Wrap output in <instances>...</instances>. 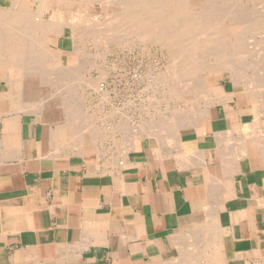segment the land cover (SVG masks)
I'll return each instance as SVG.
<instances>
[{
    "label": "crops",
    "instance_id": "0c3cea01",
    "mask_svg": "<svg viewBox=\"0 0 264 264\" xmlns=\"http://www.w3.org/2000/svg\"><path fill=\"white\" fill-rule=\"evenodd\" d=\"M21 76L0 75V264H168L200 251L264 264V112L249 91L222 77L199 119L174 137L117 140L124 156L107 161L75 125L30 109L10 87Z\"/></svg>",
    "mask_w": 264,
    "mask_h": 264
},
{
    "label": "bare ground",
    "instance_id": "6f19581e",
    "mask_svg": "<svg viewBox=\"0 0 264 264\" xmlns=\"http://www.w3.org/2000/svg\"><path fill=\"white\" fill-rule=\"evenodd\" d=\"M107 1H106V5H109L108 8H106V5L104 4L105 6L102 5L103 6L102 7L103 9H102L100 6L101 5L100 0H30L27 3H25L24 0H0V75H2V76L4 75V72H5L7 65H13V66H15V69L18 68V71L19 72L21 71L22 79H21V81L18 82V84L20 86H18V84L14 83V85L13 84L10 85L11 88H13V89L17 88L20 92L21 91H23V92L24 91H35L36 88L40 89L39 91H41L45 88V91H46V87L48 85H50V84H48L50 82L49 81L50 77L53 76L52 74L55 72L56 69H59V68H49L46 66V64L54 62V63H58L61 66L60 67L61 69L66 67V65H64L63 61H60L57 58V54L59 52L57 53V52H52V51L46 50L45 55L43 57H41L40 51L43 48V45H47V43H45L47 33L56 34V35L65 37L66 36L65 35V29H67L69 32L67 36L72 40V45H73L74 49L76 48V51H78L77 48L79 46L82 48H84V47L86 48L87 44H95L97 42L107 44V42L109 43V41L111 43V41H113V39H114L113 37H115L117 35L116 33L118 30L123 35L125 34V36H128L130 38V41L131 40L134 41L137 39V41H139L140 43L154 42L155 44L158 45V47H162L168 53V55L171 59V68L168 66L170 68L168 70L169 72L165 73L166 75L164 77L161 76L163 78L156 82V86L157 87L159 86L162 88V89L160 88L161 89L160 91H162V92L166 91L165 93H168V95L171 97L172 100H173V98H176V100L177 99L181 100L182 96L185 94L184 91H190L189 94H192V95L194 94L193 91H195L196 93H197V91H205L204 90L205 84L208 82L209 77L211 75L216 74V73H221L227 69V70L231 71V72L229 71L230 74L232 73L231 76H233V79H231V80L234 81L233 83L238 84V82H241V84H244V87L246 88L245 91L246 90H251V92L253 91L252 95L255 96L257 104L259 103V106L262 108V110H261L262 113L264 112L263 111L264 110V0H249L250 3L257 4V5L254 4L255 5L253 7L254 9H256L255 8L256 6H261V9L259 10L260 12L258 11L259 13L256 12V14H254V15L252 14L254 12H252L251 8L246 9L247 8L246 5H238L239 3L240 4L242 3L241 0L239 2H237L238 0H202L203 2H201V0H200V3H199V0H194L195 2L198 1L197 5H196V3L194 4V2L192 4V1H190V0H117L118 2L116 1L117 5L115 6V9L116 8L118 9V11H117L118 13L113 12V10L115 11V9L113 8L112 5L110 6V4H107ZM221 1H223V2H221ZM108 3H109V1H108ZM193 6H195L197 8H195V10H194ZM120 9L122 12L119 11ZM123 10H126V11H123ZM86 11L87 12L92 11V12H90L91 15L93 14L92 17H91V15H90V17L87 16ZM83 15H86V16L84 17ZM81 16H82V19H81ZM121 18L124 19L122 21V23L123 22H125V23L122 24V26L121 25L117 26L118 22L116 23V21L119 19V21L121 22V20H120ZM249 30H252V31L257 30L260 33L259 38H258V45L256 44L257 49L255 51V55H254L255 57L253 56L254 64H256V66L254 65V67H255L254 68L255 69V76L254 77H252L253 74H252V76L250 75V73L252 71H249V70H246L244 73L240 74L241 73L240 71L242 70V68L240 67L241 64H239V63L242 62L241 60H240L241 62H239V63L238 62L230 63V62H233V61H231L232 59L229 61V58L232 55V53H231L232 49H227L228 46L226 49H224V47L221 46V51H220V49H218L220 47H218L217 49L220 51L219 52L217 50V53L219 52L217 54L218 56L215 55L216 50L214 49V48H216L214 45L215 43H219L221 45L222 43L225 44L227 42V40L229 39L228 38L229 37L228 32L231 31V32H235V36L237 35L240 37L234 43L235 48L238 50L241 46H243L241 35L244 36L245 33ZM114 34H115V36H113ZM116 39H117V37H116ZM120 39H122V38H120ZM115 42L113 41V43H115ZM117 43H118V41H117ZM131 43H132V41H131ZM100 45L101 44H99V46ZM228 45L230 46V44H228ZM229 48H231V46ZM79 52H81V51H79ZM212 56H216V59H212L209 61L210 57H212ZM213 58H215V57H213ZM217 59L221 60V62H218ZM31 60L35 61L36 64L38 63L37 66L40 64L39 66L43 67L45 69V71L43 73L51 74V75H48L46 77L44 75H41V73H40V75L37 74V76H35L34 73L32 75L31 74L32 72H30V71L33 69V67L31 70H29V68H28L29 62H31ZM214 60H216L217 62ZM79 62L80 61H78V65H77L78 70H76V67L74 69V70L78 71L79 73L76 71H72V69L70 68L72 71V74H73V72H75L76 75H78V79H77V77L74 78L73 76H71L72 74L70 75L71 79L74 78V82H75V79H77L76 83H78V84H79L78 80L79 79L82 80L83 79L82 77L85 78V76H86L85 74L89 73L93 69L99 70V67H100V66H96L94 64L91 65V63L88 64V62L84 60L82 63L84 65H85V63L88 65L86 67L81 68V63H79ZM208 62H210L212 65H210V63H208ZM205 64H207V65H205ZM32 65H34V64H32ZM39 66H38V68H39ZM34 71L35 70H33V72ZM80 71L83 72V74H81V77L79 76ZM36 72H38V70ZM201 72H205V73H207V75L204 76L205 75L204 74L203 75L204 77H201L200 76ZM62 73H59V75ZM65 75L66 74H64V76ZM61 78H64V77H61ZM61 80H64V79H61ZM66 80H68L67 77H66ZM65 83H67V82H65ZM65 83H64V85H66ZM71 83H73V81L70 80V84ZM80 84L84 85V88L91 89L93 91H99L100 90L99 87L101 86L100 84H98L97 80L92 78V77H88V78L86 77L85 80ZM73 85H75V84H73ZM150 85H151V83H150ZM70 86L71 85H69V88H70ZM76 86L79 88L80 85L79 86L76 85ZM60 87L62 88V86H60ZM77 87L76 88L74 87L73 89L76 90ZM157 87H156V90H157ZM69 88H67V89L70 91ZM103 89L105 90L104 87H103ZM210 91H209V93L207 91H205V92L210 94ZM207 93L205 95L208 96ZM162 95H164V93H162ZM202 95H204V94H202ZM169 96H167V97L164 96V97L169 99ZM203 97L204 96H202V98ZM208 97H210V95ZM208 97L205 96L204 98H208ZM102 98H103V96H102ZM199 98H200V96H199ZM195 99H196V97H195ZM148 100H150V99H148ZM166 100H165V102H166ZM206 100L207 99H205V101ZM188 101H189V99H188ZM192 103H193V101H192ZM192 103H191V105H192ZM161 104H163V103H161ZM201 104L202 103L197 102V105H196L197 107H194L193 109L187 111L188 115H186L187 113H185V115L183 113L176 114L177 113L176 112V113L172 114L173 116L169 115L168 118H167V116H164L165 117V119L163 120L164 123L161 122L162 124H164V128H162L164 130H159V131H164L165 133L162 134L161 132H157L158 135L160 136V134H161V136L163 138H164V136L174 137L177 129H179L185 125H190L192 121H194V120L196 121L197 119H199L201 116H203V111H204V109H203L204 104H203V107L201 106ZM23 107L24 106L22 105L21 108H23ZM164 107H165V105H164ZM51 110L53 111V109H51ZM56 110H58V109H56ZM76 110H78V109H76ZM174 110H177V109H174ZM257 111H258V109H257ZM185 112H186V110H185ZM56 114H57V112H56ZM174 115H176L175 118H174ZM260 115H262V114H260ZM72 116H74V115H72ZM57 118L59 119L58 116H57ZM60 118H63V117L60 116ZM65 118L69 119V115ZM52 119L54 121V118H52ZM73 119H76V118L73 117ZM255 121H257V120L255 119L254 122ZM47 122H49V121H47ZM69 122H71V121H69ZM171 122H173V123H171ZM71 123H73V122H71ZM158 124H160V123H158ZM170 124H173L175 126V128L173 129L172 127H174V126L173 125L170 126ZM161 127H163V125H161ZM116 128H118V127H116ZM120 128L122 129L121 126H120ZM120 128H118V129H120ZM126 128H127V126L125 127V130H128ZM142 128H148V130H150L149 127L143 126L140 128V130L138 132L144 133V130ZM150 128H152V127H150ZM196 128H197V126H196ZM118 129H116V130H118ZM171 129H173V130H171ZM89 130H91V129H89ZM253 130H248V131L254 132L255 130L254 131ZM119 131L120 130H118V132ZM121 131H123V129ZM125 132H126L125 134H127V135L124 136L125 138H122V139H125V140L128 139V140H126L127 143H129V140H133L134 138H136V135H138V132L135 133L133 130L131 131L132 133H127V131H125ZM148 132L151 133V131H148ZM157 133H154V134L157 135ZM243 133H244V131H243ZM246 133L249 134V132H246ZM246 133H244V134H246ZM254 133H253V135L255 136V134L257 132L255 134ZM258 134H260V133L258 132L256 135H258ZM146 135H149V134H146ZM249 136H251V135L249 134ZM245 137H247V136H245ZM122 139H120V141ZM252 139H253V137H252ZM86 140H88V137H86ZM125 140H123V141L125 142ZM118 143H119V141H118ZM238 144H240V142ZM249 144H250V142H249ZM126 145L127 144H122L119 146H126ZM227 145H228V143H227ZM242 145H244V144H242ZM232 146H235V145L232 144ZM240 147L243 148V146H241V145H240ZM225 148H227V147H225ZM244 149H246V148H244ZM260 149H262V148H260ZM262 150L259 151V149H258L259 152H261ZM231 151H234V150H231ZM261 153H263V151ZM241 154H245V153H241ZM210 212H212V211H210ZM210 226H211V224H210ZM200 232L203 233L204 232L203 229ZM205 232H208L207 228H206ZM205 234H207V233H205ZM205 234H203V235L201 234L202 238L204 237ZM195 236H193V237L195 238ZM193 237L191 235V237H189V238L192 239ZM189 238L187 239L188 241H189ZM213 239L214 240H212V242L216 241L215 237ZM203 240H205V237ZM190 242H193V241H190ZM207 245H209V244L207 243ZM207 245H206V247H207ZM213 245H214V243H213ZM188 246H190V245H188ZM215 246H217V245H215ZM218 246H220V245H218ZM210 247L214 248L213 246H210ZM190 248H191V246H190ZM211 249H209V250H211ZM186 250H188V249H186ZM199 250H202V249H199ZM215 250H214V252H215ZM208 254H209V252H208ZM208 254L202 253L201 251L198 252V254H188V255L185 254L186 256H184V254H183V255H181V258H182V256L185 258H182L178 261H177V259L175 260V258H173L175 261L170 262L168 264H210V257H213V256H210V254L209 255ZM215 255H216V253H215ZM213 261L216 262L215 259Z\"/></svg>",
    "mask_w": 264,
    "mask_h": 264
},
{
    "label": "rangeland",
    "instance_id": "374dc122",
    "mask_svg": "<svg viewBox=\"0 0 264 264\" xmlns=\"http://www.w3.org/2000/svg\"><path fill=\"white\" fill-rule=\"evenodd\" d=\"M24 1L25 3H27L30 0H24ZM104 1L100 0L101 8L106 5L107 0L105 2ZM108 1H107V4H110V6L112 5L113 8L115 9V6L117 5L118 1L111 0L113 3L110 0ZM190 1H192V4L194 2V4L196 3L197 5L198 1L197 2H195L194 0H190ZM239 1L240 0H238L237 2ZM201 2L203 1L201 0ZM241 2L242 3L241 4L239 3L238 5H246L247 7L246 9L251 8L252 12H254L252 13L253 15L256 14V12H258L261 9V6H256L255 7L256 9H254L253 7L257 4L254 3L255 4L254 5L250 3L249 0H246V1L241 0ZM199 3H200V0H199ZM108 6L109 5H106V8H108ZM193 8L195 10V8L197 7L193 6ZM116 9L115 11L113 10L114 13L118 11V9L117 10ZM119 11H121V9ZM123 11H126V10H123ZM90 12L92 11H89V12L86 11L87 16L89 17L91 15ZM83 16L85 17L86 15H83ZM81 19H82V16H81ZM120 20L121 22L119 21V19L116 21V23L118 22L117 26L119 25L122 26V24L125 23V22L122 23L124 19L121 18ZM68 33H69L68 30L65 29V35H66L65 37L59 36L56 34H51V33L46 34L45 43H47V45H43V48L40 51L41 57L45 55L46 50L57 52V53L59 52L57 54V58L60 61H63L66 67L61 69L60 68L61 66L58 63H54V62L46 64V66L49 68H59V69H56L55 72L52 74L53 76L50 77L49 79L50 82L48 81L49 82L48 84L50 85H48L49 87L48 86L47 87L49 89L46 87V91H45V88L39 91L40 89L35 87L36 88L35 91H28V93L27 91H25L27 94L25 96H28L26 98L27 101L25 100V103L31 101L30 104L27 103L28 106L30 105V109L35 110V111L37 110L38 112H41L43 115H45L46 117L50 119L54 118V121L56 123L68 125L71 122H73L71 124L76 126L75 131L78 134H80L82 137H84L85 139L86 137H88V140L92 141V142H89L87 140L88 142H86L85 146L92 147L94 149L96 148L97 150H99L100 151L99 157L102 158L103 160H107V161H112L116 159L120 160L124 156L123 154L118 153L119 143L117 142V140L125 138L124 136L127 135L125 134L126 133L125 131H127V133H132L131 131L133 130L135 133H137L141 127L143 126L149 127L150 130H148V128H142L144 130V133L138 132V135H136V137L138 136L137 138L138 140L144 138L145 136L146 137L151 136L152 134L156 135L154 133H157V132H161L162 134H164L165 133L164 131H159V130H164L162 129L164 128V124H162L164 123L163 122V120L165 119L164 116H167L168 118L169 115H172L176 112H177L176 114L183 113L185 115V113H187L186 115H188L187 111L193 109L194 107H197L196 106L197 102L202 103L201 106L203 107V104L205 105V103L207 102V100L205 101V99L207 98H204L205 96L207 97V95L205 94L207 92L209 93L210 90L215 88L217 86V83L222 80V77H226L227 80L228 78L233 79V76H231L232 73L230 74L231 71L226 69L221 73H216L209 77L208 82L205 84V88H204V90L207 92L197 91L196 93L195 91H193L194 94L192 95V94H189L190 91H184L185 94L183 93L184 95L182 96L181 100L180 99L176 100V98H173L174 100L173 101L171 97L168 95V93H165L166 91L162 92L160 91L162 88L159 86L158 87L156 86V82L162 79L166 75L165 73L169 72L168 70L171 68V59L168 53L162 47H158V45L155 44L154 42L140 43L139 41H137V39L134 41L131 40L132 41L131 43L130 38L128 36H125V34L123 35L122 33H120V31L117 30V33H116L117 35L116 36L115 34L113 35L115 36L113 37L114 38L113 41L114 42L116 41L115 43H113V41H111L110 43L109 41V43L107 42V44L100 43V42H97L95 44H87L86 48L85 47L82 48L79 46L77 48L78 51H76V48L74 49L72 45V40L67 36ZM228 34H229V37H228L229 39L227 40L225 44L224 43H222L221 45L219 43L214 44L216 47L214 48L216 50L215 55H217L221 51V46H223L224 49H226L228 46L227 49H232L231 50L232 55L229 58V61L232 59L231 61L233 62H230V63H236V62L239 63L242 61L241 63H239L241 64L240 67L242 68V70L240 71L241 72L240 74L244 73L246 70H249V71H252L250 75L252 76L253 74L252 77H254L255 76L254 65L256 66V64H254L253 56L255 55V51L257 49L258 38H259L260 33L257 30H253V31L249 30L245 33L244 36L241 35L243 46H241L238 50L235 48L234 43L240 37L237 35L235 36V32L230 31L228 32ZM99 44L101 45L99 46ZM228 44H230L231 48H229L230 46ZM217 48L220 49V51ZM217 50L219 51L218 53H217ZM212 59H216V56L210 57L209 61ZM84 60L87 61L88 64L91 63V65L94 64L96 66H100L99 70L93 69L89 73L85 74L86 75L85 78L92 77L97 80L98 84L101 85L100 87L98 86L100 88L99 91H93L91 89L84 88V85L80 84L85 80L84 77H82L83 81L79 79L78 80L79 84L76 83L78 79V75H76L75 72H73L72 74V71L78 70V67H77L78 61H80L79 63H81V68L86 67L88 64L84 62L85 63L84 65L82 63ZM217 61L221 62V60H218V59ZM31 63L34 65H32ZM37 64L33 60L29 62V66H30V67L28 66L29 70H31L33 67V69L30 71L32 72L31 73L32 75L33 73L35 76H37V74L40 75V73L41 75H44L45 77L48 75H51V74L43 73L45 69L43 67H40L39 66L40 64L38 65L39 66L38 68ZM210 65L212 64L210 63ZM75 67H76V70H74ZM70 68L72 69V71ZM33 70L35 71L33 72ZM37 70L38 72H36ZM58 72L62 73L60 74L61 76L59 75ZM64 74H66L65 76L67 77L68 80H66V77L64 76ZM81 74H83L82 71H80V74H79L80 77H81ZM70 75L73 76L74 78L77 77V79H75V82H74V78L71 79ZM203 75L206 76L207 73L201 72L200 76L204 77ZM61 77H64V78H61ZM61 79H64V80H61ZM70 80L73 81V83L70 84ZM64 81L67 82L68 84L65 83ZM64 83L66 85H64ZM4 85H5L4 81L0 79V91L3 89ZM69 85H71L72 87L74 86L75 88L77 87L76 85L78 86L80 85V86L79 88L77 87V89L74 90L73 89L74 87L72 88L70 86L69 88ZM236 85H238V88L240 89H246L244 87V84H241V82H238V84L236 83ZM18 86L20 85L18 84ZM60 86H62V88ZM66 87L69 88L70 91ZM103 87L105 88V90L103 89ZM156 87H157V90H156ZM17 91L19 90L17 89ZM246 91H249L250 94H253V91L251 92V90H246ZM162 93H164V95H162ZM198 95L200 96L201 99L199 98ZM164 96L165 97L169 96V99L165 98ZM202 96L204 97L202 98ZM188 99L190 102L188 101ZM191 103L193 106L191 105ZM51 109H53V111ZM174 109H177V110H174ZM56 115L59 117V119L57 118ZM68 115H69V119L65 118ZM60 116L63 118H60ZM73 117L76 119H73ZM175 117L176 115H174V118ZM193 122L194 121H192L191 123ZM161 125H163V127H161ZM172 125L173 124H170V126ZM120 126L122 127L123 131H121L122 129L120 128ZM126 126H127L126 129L128 130H125ZM172 128L174 129L175 126ZM116 129L120 131L118 132V130ZM65 130L70 133L73 132L72 128H68ZM148 131H151V133ZM146 134H149V135H146ZM156 136L159 137L158 133ZM68 146H69V149H67L66 151L68 153H71V154H74V153L83 154L84 153V152H79L77 148L72 146L71 142H69Z\"/></svg>",
    "mask_w": 264,
    "mask_h": 264
}]
</instances>
